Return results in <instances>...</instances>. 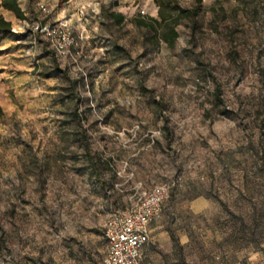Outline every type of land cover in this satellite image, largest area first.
Masks as SVG:
<instances>
[{
    "label": "rangeland",
    "instance_id": "1",
    "mask_svg": "<svg viewBox=\"0 0 264 264\" xmlns=\"http://www.w3.org/2000/svg\"><path fill=\"white\" fill-rule=\"evenodd\" d=\"M19 5L26 20L0 9V264H99L106 216L163 182L145 261L249 264L264 242V0H202L172 46L133 22L158 19L155 0ZM36 20L66 21L81 55L56 56Z\"/></svg>",
    "mask_w": 264,
    "mask_h": 264
},
{
    "label": "built area",
    "instance_id": "2",
    "mask_svg": "<svg viewBox=\"0 0 264 264\" xmlns=\"http://www.w3.org/2000/svg\"><path fill=\"white\" fill-rule=\"evenodd\" d=\"M44 14L47 8L40 4ZM30 31L44 38L58 57L75 59L81 55L64 20H36ZM173 183L163 182L149 190L136 191L130 206L110 212L102 225L106 252L99 264H142L141 249L149 239V225L161 218Z\"/></svg>",
    "mask_w": 264,
    "mask_h": 264
},
{
    "label": "trees",
    "instance_id": "3",
    "mask_svg": "<svg viewBox=\"0 0 264 264\" xmlns=\"http://www.w3.org/2000/svg\"><path fill=\"white\" fill-rule=\"evenodd\" d=\"M215 1L218 2V0ZM155 4L157 6L158 19L138 15L133 19V22L138 27L154 31L155 34L160 30V39L167 43V45L172 46L178 36L175 29L176 25L182 19L196 18L201 10L202 0H195V5L191 9L182 8L178 0H155ZM0 9L12 13L19 20L27 19L19 5V0H0ZM107 16L117 25L123 22V15L121 13L109 12ZM11 34H13L11 23L5 20L2 14H0V35ZM52 52L54 53L53 50ZM54 69L67 77L66 72L60 69L57 63H54ZM90 159L93 165V157L90 156ZM93 174L95 176L98 174L97 165H93Z\"/></svg>",
    "mask_w": 264,
    "mask_h": 264
},
{
    "label": "crops",
    "instance_id": "4",
    "mask_svg": "<svg viewBox=\"0 0 264 264\" xmlns=\"http://www.w3.org/2000/svg\"><path fill=\"white\" fill-rule=\"evenodd\" d=\"M5 12H7V11H5ZM156 222H158V220L152 222L149 225V239L141 249L140 260H141L142 264H150L147 261H145L144 258H145V252H146L147 246L150 243L151 235L156 229V225H155ZM102 238L104 239L103 235H102ZM104 242H105V252H106V241H105V239H104ZM162 264H165V261L164 262L162 261ZM233 264H236V262L234 261ZM237 264H240V262H237ZM249 264H264V242L260 245V247L256 251L251 253V255L249 257Z\"/></svg>",
    "mask_w": 264,
    "mask_h": 264
}]
</instances>
